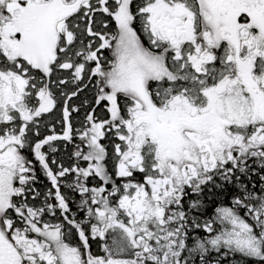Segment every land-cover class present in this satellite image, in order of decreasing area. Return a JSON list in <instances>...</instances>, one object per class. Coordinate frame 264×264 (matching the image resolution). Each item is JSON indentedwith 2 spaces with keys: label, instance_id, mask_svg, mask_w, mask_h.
Listing matches in <instances>:
<instances>
[{
  "label": "snow or ice",
  "instance_id": "6c2138e0",
  "mask_svg": "<svg viewBox=\"0 0 264 264\" xmlns=\"http://www.w3.org/2000/svg\"><path fill=\"white\" fill-rule=\"evenodd\" d=\"M0 264H264V0H0Z\"/></svg>",
  "mask_w": 264,
  "mask_h": 264
},
{
  "label": "trees",
  "instance_id": "16d2710c",
  "mask_svg": "<svg viewBox=\"0 0 264 264\" xmlns=\"http://www.w3.org/2000/svg\"><path fill=\"white\" fill-rule=\"evenodd\" d=\"M73 118L75 119L76 117L74 116ZM56 127H57V130L59 131V125H57ZM60 147L63 148V144H61ZM64 159H67V157L64 156ZM37 168H39L38 165H37ZM39 180L41 181V185L42 186H45L48 183L47 180H46V177L43 175L42 172L39 174ZM93 247H95V245H93Z\"/></svg>",
  "mask_w": 264,
  "mask_h": 264
}]
</instances>
